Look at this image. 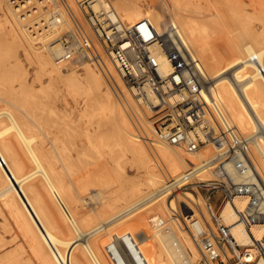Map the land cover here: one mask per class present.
<instances>
[{
    "label": "bare ground",
    "instance_id": "6f19581e",
    "mask_svg": "<svg viewBox=\"0 0 264 264\" xmlns=\"http://www.w3.org/2000/svg\"><path fill=\"white\" fill-rule=\"evenodd\" d=\"M79 1L0 0V15L9 25L8 35L26 55L36 61L38 75H46L48 80L63 81L67 91L78 87L87 93L84 115L89 117L88 121H96L99 141H104L106 132H109L107 144L111 163L106 160L97 167L88 165L91 153L87 148L95 144L90 141L87 125L84 132L76 136L66 127L49 123V116L53 112H48V108L50 110L57 102L49 95L37 102L41 104L43 113H48L32 119L0 98V212H6L28 243L38 264H116L104 242L98 239L93 242L88 236V233H99L100 229L86 231L84 227L88 217L69 207L61 174L62 167H70L76 162L77 167L72 166L73 171L78 173L76 180L85 187L98 171L106 172L107 168H111L118 181L115 185L111 183L115 199L122 197V191L126 189L130 196L136 195L134 188L143 182L158 191L155 192L158 198L143 208L148 213L141 215V220L150 217L148 240L158 247V254H150V257L139 254L140 250L147 252L143 238L137 242L141 247L133 252L135 255L131 258V264H196L199 253L195 243L197 237L193 232L198 226L188 229L186 219L188 222L201 214L208 221L210 209L200 192L201 206L193 202L192 191V194H176L174 199H169V195L177 190L184 192L182 183L186 179L193 183L213 179L219 163L216 162L217 151L211 145H206L188 152L160 141L152 129L149 115V125L142 121L141 131L138 127L137 133L132 131L130 120L140 118V109L133 102L134 96L113 63L104 56L100 45L90 35L89 28L83 25V30H80L84 18ZM207 2L208 7L215 8V12L204 13L202 6L192 0H170L171 20L180 29L178 32L193 57L198 60L197 76L204 83V97L218 100L221 117L235 127L236 141H240V138L246 140L247 153L264 177V4L259 8L250 4L252 8L248 9L235 0ZM221 2L222 5L226 4L227 14L216 4ZM89 5L99 18L102 15L110 16L123 22L148 18L157 28L162 21V15L152 11L143 14L137 0H89ZM75 28L82 36L91 37L103 59L100 66L84 61L81 74H77L75 68L64 67V64L74 63L58 60L66 53L62 38L70 37ZM218 39L222 40L221 44ZM156 54L163 70L169 71L162 53L157 51ZM92 65L100 71L93 69ZM105 79H113L117 89L110 83L108 86ZM24 81L25 77L20 78L19 86ZM2 84L3 81H0V88ZM16 92L12 85L4 93L12 102L20 100ZM143 110L149 113L146 107ZM140 141L154 145L155 156L151 152L154 160ZM69 146L75 149V154ZM126 151L131 154L140 175L138 181H133L129 187L120 182L121 164ZM242 153L235 152L232 157L238 169L246 172L250 165ZM158 168L163 175L166 176V172L170 174L163 185ZM246 198L242 193L234 197L237 208L244 207ZM140 202L141 199L133 206ZM219 211L225 223H234L231 232L237 242L250 245L244 223L237 220L231 205L227 203ZM173 214L179 216L174 217ZM201 227L204 224L201 223ZM249 227L255 239H259L264 246V221L255 220ZM145 229L140 222L135 229L137 236H143ZM259 248V245L250 248L253 264H264V257L258 255ZM6 261L21 264V258L15 252L0 257V264H7Z\"/></svg>",
    "mask_w": 264,
    "mask_h": 264
},
{
    "label": "built area",
    "instance_id": "2783aa9c",
    "mask_svg": "<svg viewBox=\"0 0 264 264\" xmlns=\"http://www.w3.org/2000/svg\"><path fill=\"white\" fill-rule=\"evenodd\" d=\"M79 4L84 18L80 30L83 25L89 28L125 86L148 109L157 138L188 152L206 145L217 151L219 163L213 179L196 183L186 179L182 183L183 189L204 195L211 212V224L201 214L186 222L190 230L198 226L193 232L199 253L196 264H253L250 248L256 245L260 247L258 255L264 257V246L249 227L255 220L264 221V177L247 153L246 140L236 141L235 127L221 117L218 100L204 97V83L197 76L198 60L178 29L171 22L157 28L148 18L134 22L103 15L99 18L89 0H80ZM78 30L75 28L70 37L62 38L66 53L58 60L74 64L85 60L102 65V55L91 37L82 36ZM157 51L162 53L169 71L163 70ZM238 151L247 157L250 166L246 172L238 169L232 157ZM240 193L247 197L242 209L234 203V197ZM227 203L237 220L244 223L250 245L239 244L231 232L234 223H225L221 217L219 210Z\"/></svg>",
    "mask_w": 264,
    "mask_h": 264
},
{
    "label": "rangeland",
    "instance_id": "374dc122",
    "mask_svg": "<svg viewBox=\"0 0 264 264\" xmlns=\"http://www.w3.org/2000/svg\"><path fill=\"white\" fill-rule=\"evenodd\" d=\"M192 1L194 3H199L202 6L201 10L206 14L207 12L208 14L215 12V8L213 6L208 7L207 0ZM220 1L224 2L225 0ZM235 1L242 3L248 9L252 8V4H255L257 8L261 7L262 3L264 4V0ZM223 2H221V4H216H218L224 10L225 14H227L228 11L225 9L226 4H223V6ZM137 3L141 7L143 14H146L148 11H152L156 14L162 15L160 27L169 22L174 24L176 27V24L171 20L170 0H137ZM174 13L178 15L176 10H174ZM122 18L124 19L123 16ZM8 29V23L5 21L4 16L0 15V81H3V84L0 88L1 100H4V102H6L9 106L21 112L28 119L41 117L48 112H53V114L49 116V123L58 125L60 127H66L68 128L70 133L76 136H80L84 132L85 127L88 126L90 141L92 144H95V146H90L89 148H87V151L92 154H90L91 156L89 155L88 157V165H90V167H97L106 162V160L108 163H111V159L108 156L110 147L107 144V139L108 137H110L109 132H106L104 141H99L100 135L95 129L96 121H88L89 117H86V115H84L83 109L84 103L86 101L85 98H87V93L82 88L78 87H73L70 91H67L66 85L63 81L59 79L48 80L46 75H38L36 61L33 57L26 55L20 45H18L8 35ZM177 29L180 32V29ZM218 43L221 44L222 40H219ZM37 46L39 45L37 44ZM45 51L46 50H44L43 52ZM84 61L85 60H82L73 65L64 64V67H72L71 70H74L75 68L77 69L76 73L81 74V66ZM94 68L95 66H93V69ZM95 70L100 71V69L97 67L95 68ZM2 71L4 72L3 74L1 73ZM22 77H25V83L22 86H19V80ZM105 82L107 85L110 83L112 86H114V88L117 89V84L115 81H113V79H109V81L105 79ZM12 85L14 86V89H16L17 91L16 93L20 97L19 101H9L4 93L6 89L10 88ZM45 95H49V97L53 98V100H57V102L54 107H51L52 109L50 108L49 110L48 108V112L43 113L41 104H37V102L41 100ZM132 100L141 112L140 118H138V120H130L132 131H136L137 133L138 128L141 131L140 127L141 125H143L142 121L146 125H149L147 121V115H149V113L144 112L143 107L140 106L133 97ZM39 132L40 135H42V132L40 130H38V133ZM49 135H51V133ZM140 142H142L144 147L149 152L150 157L152 158V160H154L151 154V152L154 153V145L151 146L149 142ZM74 150L75 149H73V147H70V151H72L73 154H75L76 152ZM216 162H218V160H216ZM75 163L70 167L61 168L63 179L62 183L64 184V188L67 190V196H65V198L68 200L69 207H72L73 209L79 211L80 214L86 215L88 217V222L84 229L89 232L91 230L100 229L99 233L97 232V234L91 235V233H88V236L90 235L91 238L90 240H93V242H97L98 239L104 242L105 246H107L106 249L111 253V255H113L114 258L112 259H115L116 264H131V258L133 257V255H135V253L133 252L141 247V244L137 245V242L142 240L143 238L145 242L144 245L147 246V252L140 250L139 254L141 256L158 254V247L153 243L151 244V241L148 240V235L150 232L148 231V229L151 225L150 217L146 216L144 220H141V215H143L144 213L146 215L148 213V210H144L143 208H145L150 203L154 202L156 198H158L155 193L158 191L153 190L150 186L147 185V183L143 182L142 184H139L138 187L134 188V193H136V195L130 196L128 189H126L122 191L124 192V195L122 197L115 199V196L113 195L114 192H112L113 186H111V183L115 185V183L118 182L116 180V176L114 177L115 171H113L111 168H107L108 171L106 172L98 171L95 174V178L93 180L88 179L89 182L86 183L85 187H82L76 180L78 173L76 171H73L74 167L72 166L75 165V167H77V163ZM121 165V184H126V186L129 187L133 181L136 183L140 178V175L137 170L136 164L132 160L131 154L129 152L126 151L124 153ZM169 177L170 174H167V172L166 176L162 174V185ZM191 180L198 179L192 178ZM161 188L162 186L160 187V189ZM190 191V188L184 190V192H181L180 190L174 191L171 195H169V199H174L176 194H179V196H181L183 195V193H188ZM192 195L194 197L193 202L201 206V199L199 195L195 192ZM125 197L127 198L125 199ZM140 199V204L133 206V204L138 202ZM194 203H192V205L195 207ZM175 210L177 211V213H179L177 208ZM173 216L178 217L179 215L173 214ZM147 221L149 223H147ZM140 222H142L143 226L145 225L146 227L143 236L142 234L137 236L138 233L135 230L136 226H138ZM208 222L210 223L209 219ZM8 252L17 253V255L21 258V264H38L32 252L30 251L26 240L22 237L21 233L7 216L6 212L1 211L0 257ZM7 264L13 263L8 261Z\"/></svg>",
    "mask_w": 264,
    "mask_h": 264
}]
</instances>
